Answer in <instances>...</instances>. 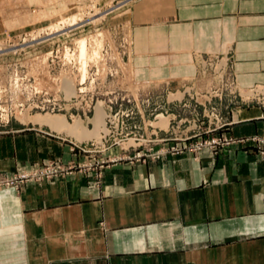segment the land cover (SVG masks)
Instances as JSON below:
<instances>
[{
	"label": "crops",
	"instance_id": "obj_1",
	"mask_svg": "<svg viewBox=\"0 0 264 264\" xmlns=\"http://www.w3.org/2000/svg\"><path fill=\"white\" fill-rule=\"evenodd\" d=\"M161 1L130 17L139 81L192 84L224 57L235 85L264 90V0ZM229 98L242 104L222 132L242 141L217 152L98 168L117 150L75 153L48 125L0 136V181L50 160L75 166L0 185V264H264V97Z\"/></svg>",
	"mask_w": 264,
	"mask_h": 264
},
{
	"label": "rangeland",
	"instance_id": "obj_2",
	"mask_svg": "<svg viewBox=\"0 0 264 264\" xmlns=\"http://www.w3.org/2000/svg\"><path fill=\"white\" fill-rule=\"evenodd\" d=\"M29 2L0 0L1 137L19 135L28 130L34 132L44 126L50 130L46 124L32 122L36 116L62 117L69 125L81 120L86 132H91L93 126L90 121L95 115V107L102 104L106 113L105 131L100 134L98 142L71 140V135L65 131H52L68 139L72 151L81 155L97 158L111 149L117 150V155L107 160L101 157V163L96 159L95 167L98 168L106 161H142L202 149L217 152L242 141L233 140L222 132L228 123L229 109L242 104L229 97L239 92L247 103L252 101V97L262 95L259 92L261 88L251 86L244 90L235 85L226 58L211 63L206 72L204 62L202 77L192 84L137 79L129 58L133 44L132 10L140 4L157 8L161 0H77L67 5L81 7L82 12L70 7L59 15L48 17L45 16L49 10L63 6ZM72 14L81 15L77 18L81 21L77 22L79 27L65 25L54 35L44 28L59 17ZM81 38L88 40V50L91 48L89 41L93 44L100 41L103 57L100 69L90 62L84 81L78 74L77 50L73 45ZM41 56H45L44 62L31 68L28 62ZM63 77L75 79V97L66 99L62 90ZM249 90L253 91L250 95ZM159 117L167 120L166 129L156 126ZM246 141L259 142L255 138ZM258 151L264 156V149ZM74 168L50 160L0 181V185L41 184L60 178ZM48 169L57 172L46 178L40 172ZM24 176H29V179Z\"/></svg>",
	"mask_w": 264,
	"mask_h": 264
},
{
	"label": "bare ground",
	"instance_id": "obj_3",
	"mask_svg": "<svg viewBox=\"0 0 264 264\" xmlns=\"http://www.w3.org/2000/svg\"><path fill=\"white\" fill-rule=\"evenodd\" d=\"M28 1H30L29 2L30 4H31V2H34V3H36V5H46V6L52 5V6H55L57 4H61L63 6L62 8H59V9L54 8L53 10H49L48 15L45 17H48L50 15H55V14L59 15L62 12L67 11L70 7L75 8V11H78L79 13L82 12V10H83L81 7L78 8L76 5L75 6H68L67 5L71 2H76L77 0H28ZM79 1H82V0H79ZM79 17H81V15H78V14H72L69 17H59L58 20L50 23L49 25H47L44 28L48 29L49 33L54 35V34H57L58 32H61L63 30V28L65 27V25H68V27L78 26L79 25L78 23L81 22V21H77V18H79ZM86 41L88 42L87 39L81 38V39L75 40V42L73 44L77 50L76 56H77V60L79 63V68H78L79 73L78 74H80V78H81L80 80L81 81H84L86 79V75H87L86 74L87 73L86 68H87V66H89L90 62L94 63V65L97 69H100L99 66L102 63V59H103V57L101 55V42L96 41L93 44V42L89 41L91 48L88 50V48L86 47ZM44 60H45V56H43V57L41 56V58H38L35 60L32 59V61H29L28 63L32 66L31 68H34V66H36V65L40 66L44 62ZM29 64H27V65L30 66ZM62 88H63L62 90H63V93L65 94L66 99H70V98L75 97L77 95V85L75 83L74 78L72 79L70 77H63L62 78ZM252 92H253L252 90H249L248 94L250 95V94H252ZM259 92L264 97V90L260 89ZM95 108H96L95 109V115H94L93 119L90 121L92 123V126H93V130L91 132H88V131L86 132L85 124L81 120H77L73 123V125H69L66 123V121L62 117H58V116H54V117L36 116L32 120V122L39 123V124H46L52 130H55L57 132L65 131L67 134H69V136L70 135L71 136L77 135V136H79L78 140L76 139L77 141L83 140V139L86 140V138H89L90 140H93V141L95 140L96 142H98L100 140V134L105 131L106 113L102 107V104H98ZM25 119H29V118H25ZM167 125H168L167 120L162 118V117H159V120H158V123L156 124V126L160 127L161 129H166ZM43 176H45V174ZM25 179H29V176H26Z\"/></svg>",
	"mask_w": 264,
	"mask_h": 264
},
{
	"label": "built area",
	"instance_id": "obj_4",
	"mask_svg": "<svg viewBox=\"0 0 264 264\" xmlns=\"http://www.w3.org/2000/svg\"><path fill=\"white\" fill-rule=\"evenodd\" d=\"M57 171L56 170H46V171H43V172H40V173H44L45 174V177L48 178L49 176H53V173L55 174Z\"/></svg>",
	"mask_w": 264,
	"mask_h": 264
}]
</instances>
